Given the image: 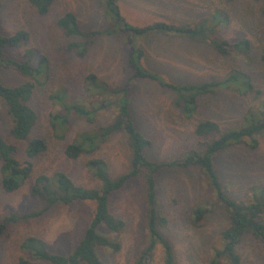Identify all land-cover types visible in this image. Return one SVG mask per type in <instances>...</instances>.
Wrapping results in <instances>:
<instances>
[{
	"label": "rangeland",
	"instance_id": "374dc122",
	"mask_svg": "<svg viewBox=\"0 0 264 264\" xmlns=\"http://www.w3.org/2000/svg\"><path fill=\"white\" fill-rule=\"evenodd\" d=\"M230 10L231 20L218 32L221 38L235 42L241 38H257L259 28L254 0H121V12L132 25L144 27L164 21L175 26L197 23L210 8L225 4ZM0 15L2 32L11 35L19 30L31 34V44L40 46L50 59L52 87L67 88L71 98H86L82 79L86 72L98 74L100 81L112 87L127 82L123 71L128 59L124 47L125 38L102 37L82 60L75 54L63 56L61 49L69 43L57 28L58 18L66 12H74L86 32L102 30L107 21L100 0H56L47 16H39L27 0H3ZM127 42V38H126ZM137 45L147 53L145 65L161 78L176 85L206 82L224 75L226 67L241 64L254 72L258 88L264 89V68L259 64L255 50L250 61L240 56L220 57L203 43L176 37H142ZM2 80L6 85L19 86L27 81L14 70H4ZM131 111L139 130L153 142L146 150L148 159L155 163H167L182 159L192 150L202 151L205 138L195 135V122H186L175 105L172 93L164 91L151 81H136L132 84ZM252 97L240 98L220 91L215 96L202 98L198 120L217 121L224 130L243 125L244 113ZM31 105L39 115L32 138H50L49 115L53 109L44 90L36 92ZM113 112L101 115L96 127L112 122ZM12 122L7 108L0 100V133L10 143L17 145L19 159L25 158V142H16L11 135ZM85 122L72 118L71 132L65 143L49 139V149L37 160V174L55 171L66 172L77 184L96 188L97 182L89 174L86 162L90 156L69 160L64 147L74 136L89 130ZM209 140V139H208ZM259 147L252 150L248 145L237 146L215 157L220 179L228 185L229 194L237 200L245 199L248 188L254 183L264 182V135L258 137ZM98 156L105 158L113 176L124 174L130 165L131 152L124 134H115L103 146ZM32 184H28L13 195H4L0 189V218L11 211L24 213L38 210L39 202L31 196ZM157 192L161 213L168 219L164 229L166 237L173 243L178 264H213L215 249L220 247L222 231L228 225V214L218 204L215 194L208 188L200 169L166 168L157 176ZM202 205L210 209L201 227H194L191 211ZM95 210L93 202H77L70 206L60 205L40 218L21 220L9 225L6 237L0 238V264H17L20 257H27L33 264H45L21 250L22 242L30 236L41 237L48 249L57 254H71L91 222ZM110 210L126 223L125 229L111 235L120 242L119 252L99 248L104 264H132L149 241L146 223V185L143 176L131 181L123 190L110 198ZM241 264H261L264 260L261 243L253 236L243 238L238 247ZM217 264H229L215 259ZM163 251L157 247L152 264H162Z\"/></svg>",
	"mask_w": 264,
	"mask_h": 264
},
{
	"label": "trees",
	"instance_id": "16d2710c",
	"mask_svg": "<svg viewBox=\"0 0 264 264\" xmlns=\"http://www.w3.org/2000/svg\"><path fill=\"white\" fill-rule=\"evenodd\" d=\"M27 1L39 16H47L56 2ZM120 1L100 0L107 21L102 30L86 32L81 28L80 19L74 12H66L57 20V28L69 39L66 47L61 49L63 56L75 54L77 58L84 60L100 38H125L123 44L127 49L128 59L123 71L127 75V82L122 86L112 87L100 81L97 73L86 72L82 79L86 98H71L67 88L52 87L50 59L40 46L31 44V34L26 30H19L5 35L0 24V100L6 105L7 115L12 122V137L16 142L26 143L25 158L19 159L17 145L8 142L0 133V189L4 195H13L32 184L31 196L40 205L38 210L21 214L11 211L0 218V238L7 236L9 225L21 220L40 218L57 206L93 202L95 210L91 222L71 254L51 252L45 241L38 236L27 237L20 248L24 254L45 264H104L98 249L119 252L121 244L111 235L121 233L126 227L122 219L112 214L110 198L131 181L143 176L146 185V223L150 239L132 264H152L157 247L163 251L162 264H178L174 245L164 233L168 219L160 210L157 176L166 168L197 167L208 188L215 194L217 203L223 206L229 217L228 225L221 233L220 247L214 250L215 259H222L229 264H241L238 247L248 235L261 243L264 255V182L251 185L245 199H234L229 194L228 185L220 179L215 164V157L231 148L248 145L255 150L259 147L258 137L264 135V89L258 88L261 82L258 83L254 72L247 70L244 65L231 64L218 79L176 85L164 81L158 73L146 67L144 63L147 53L137 45L138 39L155 35L184 38L211 47L220 57L235 55L243 58L245 62L250 61V54L255 50L259 64L264 68V0H254L261 23L255 30V41L241 38L235 42L218 35L231 20L226 2L210 8L197 23L178 27L158 21L139 27L129 23L122 15ZM2 2L0 0V15L3 10ZM4 70L17 71L27 81L19 86L6 85L2 80ZM136 81H151L162 90L172 93L181 118L186 122L197 121L195 135L207 139L203 143L202 151L192 150L182 159L167 163H155L148 159L145 152L153 146V142L139 130L131 111L134 99L130 98V92ZM39 90H44L53 107L49 115V139L67 142L73 117L91 127L78 132L65 145L64 155L69 160L90 156L86 168L97 182L96 188L77 184L63 171L37 174L36 162L49 149L47 137L31 139L39 121V115L31 102ZM220 91L240 98L252 97L241 127L224 130L217 121L198 120L201 99L215 96ZM108 112H113L112 122L96 127L101 115ZM120 133L127 139L131 159L129 169L124 174L113 176L108 161L98 154L112 136ZM209 213L210 209L202 205L194 206L191 211V224L201 227ZM215 259L213 264H217ZM17 264L33 263L27 257H20ZM261 264H264V260Z\"/></svg>",
	"mask_w": 264,
	"mask_h": 264
}]
</instances>
